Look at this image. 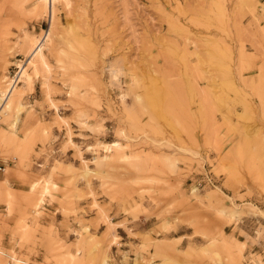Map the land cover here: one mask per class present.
Here are the masks:
<instances>
[{
  "label": "rangeland",
  "instance_id": "374dc122",
  "mask_svg": "<svg viewBox=\"0 0 264 264\" xmlns=\"http://www.w3.org/2000/svg\"><path fill=\"white\" fill-rule=\"evenodd\" d=\"M0 100V264H264V0H0Z\"/></svg>",
  "mask_w": 264,
  "mask_h": 264
},
{
  "label": "bare ground",
  "instance_id": "6f19581e",
  "mask_svg": "<svg viewBox=\"0 0 264 264\" xmlns=\"http://www.w3.org/2000/svg\"><path fill=\"white\" fill-rule=\"evenodd\" d=\"M55 2H56V0H52L53 6H54ZM50 32H51V30L49 31L48 35L45 33L46 36H48V39H49ZM46 41H47V39H46ZM30 44H31L30 60H29L27 65H20V70L18 71V73L15 77L16 79L12 80V82L10 83L9 92L10 91L12 92L15 89L16 85L19 84L20 82L24 81L25 84L29 85L31 83V74L29 72V67H32L33 71H36L37 62L38 61H44V53H43L44 43L39 41V40H35V41H32V43H30ZM6 92H8V91L6 90Z\"/></svg>",
  "mask_w": 264,
  "mask_h": 264
},
{
  "label": "built area",
  "instance_id": "2783aa9c",
  "mask_svg": "<svg viewBox=\"0 0 264 264\" xmlns=\"http://www.w3.org/2000/svg\"><path fill=\"white\" fill-rule=\"evenodd\" d=\"M16 69H17V67H16ZM15 72H16V71H15ZM14 74H15V73H14ZM14 74H13V75H14ZM13 75H12V76H13ZM3 168H4V167H2V165H0V169H3Z\"/></svg>",
  "mask_w": 264,
  "mask_h": 264
}]
</instances>
